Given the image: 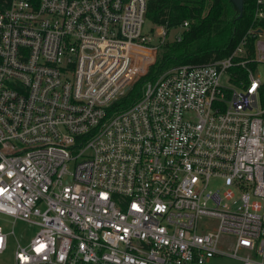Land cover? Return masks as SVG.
Listing matches in <instances>:
<instances>
[{
  "label": "built area",
  "instance_id": "1",
  "mask_svg": "<svg viewBox=\"0 0 264 264\" xmlns=\"http://www.w3.org/2000/svg\"><path fill=\"white\" fill-rule=\"evenodd\" d=\"M147 2L0 3V257L36 228L2 264H264V0L229 56L116 111L188 28L144 31Z\"/></svg>",
  "mask_w": 264,
  "mask_h": 264
},
{
  "label": "trees",
  "instance_id": "2",
  "mask_svg": "<svg viewBox=\"0 0 264 264\" xmlns=\"http://www.w3.org/2000/svg\"><path fill=\"white\" fill-rule=\"evenodd\" d=\"M3 0H0V3ZM253 0H242L238 18L227 0H148L144 18L153 27H177L187 21L188 28L179 42H167L156 53L147 73L134 82L128 91L112 104L122 111L136 102L142 87L165 71L181 66H201L231 54L252 23ZM264 31V22L259 23ZM246 55L252 54V39L246 37ZM238 74V78H242ZM264 103V95L262 97Z\"/></svg>",
  "mask_w": 264,
  "mask_h": 264
},
{
  "label": "rangeland",
  "instance_id": "3",
  "mask_svg": "<svg viewBox=\"0 0 264 264\" xmlns=\"http://www.w3.org/2000/svg\"><path fill=\"white\" fill-rule=\"evenodd\" d=\"M150 29H151L150 23L145 22L143 30L148 32ZM176 32H177L176 30L171 31L169 33V38L168 37L167 38L170 40V38L174 34H176ZM257 72L259 74L260 80L264 82V66L258 67ZM219 186H220L219 182L212 181L208 184V189L216 190ZM12 230H13V236L9 237L8 239L7 249L5 253L0 257V264L9 262L16 245L19 244L21 246H24L25 244L28 243L29 239H31L34 233L36 232V228L18 221L14 223ZM208 264H238V263L229 260L227 258H220V259H212L211 261H209Z\"/></svg>",
  "mask_w": 264,
  "mask_h": 264
},
{
  "label": "water",
  "instance_id": "4",
  "mask_svg": "<svg viewBox=\"0 0 264 264\" xmlns=\"http://www.w3.org/2000/svg\"><path fill=\"white\" fill-rule=\"evenodd\" d=\"M227 1L232 4L235 12L238 14L237 17L239 18L242 10V0H227Z\"/></svg>",
  "mask_w": 264,
  "mask_h": 264
}]
</instances>
